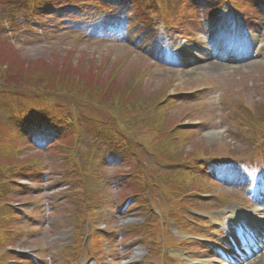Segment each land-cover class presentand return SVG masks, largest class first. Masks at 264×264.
<instances>
[{
	"label": "rangeland",
	"instance_id": "1",
	"mask_svg": "<svg viewBox=\"0 0 264 264\" xmlns=\"http://www.w3.org/2000/svg\"><path fill=\"white\" fill-rule=\"evenodd\" d=\"M190 1L176 2L182 29L163 35L162 26L146 23L133 6L116 4L107 11L82 0L78 6L54 0L37 17L30 12L21 17L15 13L23 1L0 0V264H17V255L32 259L36 249H46L47 261L40 264H70V256L84 257L83 264H92L95 256L105 259L103 264H229L215 249L232 250L230 238L242 225L264 221V184L248 190L239 162L228 167L223 161L214 170L209 161L204 170L194 160L200 149L206 157L216 151L228 160L230 155L250 160L260 151L264 8L253 2L252 27L242 34L226 11L206 4L209 0ZM13 15L19 16L8 26ZM211 46L244 56L209 55ZM180 47L186 56L172 62ZM70 71L93 77L91 84L109 95L126 96L114 98V117L86 108L68 122L56 120L45 128L31 123L22 132L14 117L19 107L44 114L62 97L21 100L14 97L18 91L2 88L55 80ZM211 85L216 89L209 92ZM126 125L129 137L138 139L134 147L116 138L118 126ZM190 163L199 169L195 191L185 183L191 171L184 166ZM138 173L157 183L161 203L155 198L154 209L175 216H146L153 226L157 218L164 225L156 244L160 254L132 236L154 239L148 228L137 226L128 234L127 225L141 224L138 217L148 208L130 198L131 191L138 192ZM94 208L98 212L91 214ZM112 221L125 236L105 234L100 242L102 223ZM22 248L31 251L23 255ZM247 264H264V250Z\"/></svg>",
	"mask_w": 264,
	"mask_h": 264
},
{
	"label": "trees",
	"instance_id": "2",
	"mask_svg": "<svg viewBox=\"0 0 264 264\" xmlns=\"http://www.w3.org/2000/svg\"><path fill=\"white\" fill-rule=\"evenodd\" d=\"M16 1V0H11ZM23 1V7L25 6L26 10L33 11L35 8H38L45 3H49L52 0H21ZM69 3L76 4L79 0H66ZM95 1V0H93ZM99 1V0H97ZM174 1V0H173ZM215 4L217 5H224L229 2H236V4L241 7L245 4V1L243 0H214ZM264 1V0H262ZM115 3L118 5H124V4H130L131 2L128 0H114ZM150 2L154 4V0H137L135 1L136 7L140 8L143 12H147L148 5L147 3ZM162 2H167L162 0ZM175 2V1H174ZM100 6H103L105 9L110 4L109 0H100L97 2ZM160 8L163 10L164 13H167L169 10V6L167 4H162ZM171 11V10H170ZM169 13V12H168ZM166 15V20L171 23L172 17L169 14ZM70 73H67L65 75H57L55 80H48L43 82H32V83H24V85L20 86H7L6 88H2V92L7 93L10 91H18V94L22 97L29 98V95L34 96L35 98L40 96H56L61 99L57 100L56 103H59L60 105H56V108H51L47 110L44 114H41L42 110H34L30 108V105H24L22 107H19V110L16 111L15 119L17 126L21 127V130H23L26 126L28 127L31 123L34 124V127H43L46 124L51 125L56 120L58 121H66L68 122L69 119H71L72 116L76 115L78 113L79 115L85 114L88 111H86V108L92 109L96 115H103V113H106L107 115H111L114 117L111 110L113 107L116 106V102H114L115 97L125 98V95H117V94H111L107 92L106 89H103L102 87H95L91 84V80H93V77L90 78V80L82 79V77H78L75 72L70 71ZM61 74V73H60ZM80 75V74H79ZM11 86V85H10ZM113 98V99H112ZM25 108L27 111L21 112V110ZM30 108V109H28ZM128 109H131L132 107H127ZM262 117V115H260ZM260 117V118H261ZM253 118V116H252ZM259 116L257 115L254 117V120H257ZM260 120V119H259ZM262 121V119H261ZM123 123V121H122ZM264 120L261 123V126L263 127ZM124 125V123H123ZM132 129H129V127L126 125V128L122 131L123 136L125 139L129 141V144L134 147V144L138 142V139L135 137H129L128 133ZM158 130V128H157ZM23 132V131H22ZM164 133V131L162 132ZM163 138V136H162ZM123 143H127L126 140H121ZM27 167V166H25ZM150 190L152 189V183H148ZM146 190V189H145Z\"/></svg>",
	"mask_w": 264,
	"mask_h": 264
},
{
	"label": "bare ground",
	"instance_id": "3",
	"mask_svg": "<svg viewBox=\"0 0 264 264\" xmlns=\"http://www.w3.org/2000/svg\"><path fill=\"white\" fill-rule=\"evenodd\" d=\"M226 50V48L225 47H219V48H217V50L218 51H222V50ZM213 49H211V51H212ZM216 50V49H215ZM230 52V51H229ZM227 53V56L229 57V58H234V56L231 54V53Z\"/></svg>",
	"mask_w": 264,
	"mask_h": 264
}]
</instances>
